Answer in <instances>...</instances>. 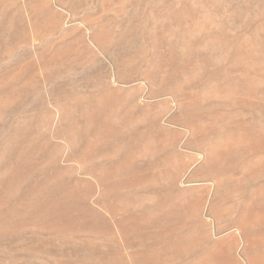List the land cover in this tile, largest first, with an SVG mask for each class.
Segmentation results:
<instances>
[{
	"label": "rangeland",
	"instance_id": "1",
	"mask_svg": "<svg viewBox=\"0 0 264 264\" xmlns=\"http://www.w3.org/2000/svg\"><path fill=\"white\" fill-rule=\"evenodd\" d=\"M0 264H264V0H0Z\"/></svg>",
	"mask_w": 264,
	"mask_h": 264
}]
</instances>
